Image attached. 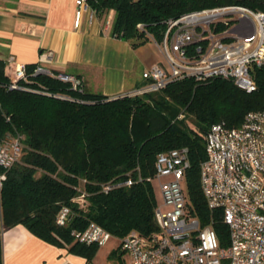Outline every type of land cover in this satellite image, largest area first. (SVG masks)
<instances>
[{
    "label": "trees",
    "instance_id": "1",
    "mask_svg": "<svg viewBox=\"0 0 264 264\" xmlns=\"http://www.w3.org/2000/svg\"><path fill=\"white\" fill-rule=\"evenodd\" d=\"M88 4L103 25L110 16V36L132 47L150 39L148 34L160 38L168 20L194 10L236 4L264 12V0ZM6 66L0 58V139L19 137L22 151L12 166H0L5 173L0 186V264L2 232L16 224L85 257L87 264L99 246L78 241L72 232L91 222L119 243L132 231L146 239L157 234L155 160L159 152L179 147L188 149L190 160L184 180L187 212L201 228L212 227L221 246L228 243V227L220 211L209 208L200 184L205 135L213 122L238 126L249 110L264 109V69H254L257 87L251 92L230 79L185 77L157 91L110 97L89 91L82 78L80 87L73 88L54 75L33 73L35 63L26 64L25 79L11 87L13 77ZM128 179L131 184H124ZM105 184L112 187L105 191ZM81 195L82 203L77 201ZM62 208L69 209L65 224L57 222ZM117 251L123 252L116 248L113 253Z\"/></svg>",
    "mask_w": 264,
    "mask_h": 264
},
{
    "label": "built area",
    "instance_id": "2",
    "mask_svg": "<svg viewBox=\"0 0 264 264\" xmlns=\"http://www.w3.org/2000/svg\"><path fill=\"white\" fill-rule=\"evenodd\" d=\"M75 26L85 11L92 18L88 0H75ZM109 18L105 27L108 28ZM139 27L142 24H138ZM164 61L144 69V83L128 94L162 89L172 80L215 77L233 80L251 92L256 89L254 69H264V12L243 5L206 7L167 21L160 38L148 34ZM53 51L44 57L51 60ZM33 73H46L79 88L75 74L52 70L36 63ZM11 87L25 79V65L16 66ZM206 157L200 165V184L212 211L219 210L228 227V243L220 245L216 231L200 227L187 212L184 191L185 171L190 165L186 147L157 154L155 180L162 202L155 209L159 232L149 239L135 231L120 240L128 254L126 264H264V109L249 110L238 126L213 122L205 135ZM19 137L7 134L0 139V166L9 168L21 154ZM5 173H0V186ZM128 179L124 184H131ZM116 183L114 185H120ZM112 184L103 185L107 191ZM81 195L77 201L82 203ZM68 208H62L57 222L65 224ZM80 242L107 244L111 234L91 222L82 231H73ZM95 264V263H88Z\"/></svg>",
    "mask_w": 264,
    "mask_h": 264
},
{
    "label": "crops",
    "instance_id": "3",
    "mask_svg": "<svg viewBox=\"0 0 264 264\" xmlns=\"http://www.w3.org/2000/svg\"><path fill=\"white\" fill-rule=\"evenodd\" d=\"M75 11V0H0V58L7 70L40 63L77 75L87 87L94 83L110 97L142 85L135 47L110 36L89 11L75 26ZM48 50L51 60L44 57ZM2 252L3 264H87L85 257L40 239L22 224L2 232Z\"/></svg>",
    "mask_w": 264,
    "mask_h": 264
},
{
    "label": "rangeland",
    "instance_id": "4",
    "mask_svg": "<svg viewBox=\"0 0 264 264\" xmlns=\"http://www.w3.org/2000/svg\"><path fill=\"white\" fill-rule=\"evenodd\" d=\"M109 20L111 18L109 16ZM106 23V21H105ZM135 52L138 59V67L135 71L141 78L142 69L148 66L152 61H164L163 55L161 54L158 46L151 39L146 40L144 43L139 44L135 47ZM88 89L91 92H101V88L97 89L94 83L88 84ZM181 114H179L180 116ZM155 192L159 203L162 202V195L158 181H155ZM119 240L116 237H111L109 242L103 246H100L94 255V261L96 264H125L129 256L127 253L122 252L120 255L118 251L113 253V250L117 247Z\"/></svg>",
    "mask_w": 264,
    "mask_h": 264
}]
</instances>
